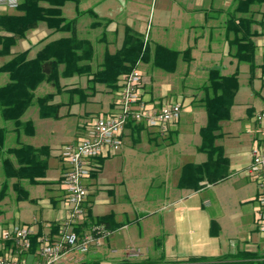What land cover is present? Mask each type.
<instances>
[{"label": "crops", "instance_id": "1", "mask_svg": "<svg viewBox=\"0 0 264 264\" xmlns=\"http://www.w3.org/2000/svg\"><path fill=\"white\" fill-rule=\"evenodd\" d=\"M239 1L244 2L80 0L78 4L68 1L63 5L65 17H77L79 36L93 43V70L102 61L96 57V49L102 47L104 54L106 50L114 52L121 47L126 25L144 34L151 23L149 43L152 40L154 44L171 49L183 51L191 47L192 50L190 58L188 55L178 57L174 71L156 67L152 58L142 62L146 65V69H143V99L153 106H159L168 98L178 101L183 105L181 117L171 125L167 134L144 122L131 120L123 132L119 152L99 157L100 168L85 179L89 190L85 202L89 220L86 219L85 228L91 226L92 218L109 215L110 229L114 232L103 247L80 253L82 255L78 258L65 260L63 257L60 264H122L124 261L138 262L142 259L171 262L193 256L220 257L240 250L264 251V237L258 232L254 212L259 186L247 170L252 160V145L260 136L255 114L264 107L255 110L252 105L239 101L240 86L231 107V117L222 122L218 139L230 161L227 178L214 184H204L195 190L177 185L180 170L169 178V167L164 170L152 168L149 175L153 182H158L153 187L157 197L153 196L151 201L149 198L142 200L145 205L141 207L139 197L141 199L144 194L147 195L148 188L139 185L136 177L126 176L125 165L121 168V158H125L127 164L126 156L142 143L149 147L151 156L162 154L172 143L193 145V150L199 151L200 128L207 122L206 110L199 99L209 68L221 67L225 75L237 72L238 79L241 74H249L253 88L264 91V2L253 3L250 9L239 12L236 11ZM15 9L0 8V11ZM239 18L246 19L247 27H242L236 33L232 26L239 22ZM108 19L110 22L106 24ZM249 21H252L251 28ZM250 31H253L251 39L256 45V67L252 72L247 63L239 62L232 55L235 46L231 44L236 34L247 37ZM66 35L67 32H53L42 22L20 39L9 54L0 55V65L21 50L29 49V56L33 57L46 41ZM90 79L92 75H72L60 79L62 89L50 101L51 104H59L58 117H42L38 105H31L22 119L33 122L32 134L23 128L17 131L11 121L6 141L12 134L13 144L7 145L5 141V148L14 147L20 142L45 147L42 157L47 160V169L36 182L22 181L28 198L19 199L13 186L16 178L5 177L0 160V189L5 181L8 187L3 198L5 202L0 205V256L8 249L2 239L3 230L14 224H28L33 230L31 237L47 232L54 234L57 232L55 225L66 216V190L62 177L69 164L61 154V147L84 137L87 125L95 116L118 111L119 88L112 89L101 82L92 83ZM7 80L4 72L0 71V85ZM46 88L45 93L55 91L52 86ZM127 144L132 148L126 147ZM198 154V159L184 162L201 163L207 159L204 152ZM10 156L15 159L13 155ZM162 206L164 209L157 215ZM147 209L152 211L145 214ZM131 246L141 247L142 254L129 256L126 249ZM38 248L39 244L22 255L28 264L38 260ZM113 249H117V252H113Z\"/></svg>", "mask_w": 264, "mask_h": 264}, {"label": "trees", "instance_id": "2", "mask_svg": "<svg viewBox=\"0 0 264 264\" xmlns=\"http://www.w3.org/2000/svg\"><path fill=\"white\" fill-rule=\"evenodd\" d=\"M76 4L80 0H20L19 6L12 12L0 11V55L11 52V48L27 36V33L44 22L53 32H67L68 35L46 41L38 49L35 56H29V49L12 54L11 58L0 65V71L8 75V80L0 85V113L4 120L12 121L15 129L23 128L28 134L34 131L31 120L24 121L27 109L37 104L42 117H58L59 104H51L55 93L62 89L60 79L72 75H92V83L101 82L112 89L120 87L119 76L129 72L140 61H148L166 71H174L175 64L182 57L190 56L191 47L183 51L171 49L162 44L151 47L145 35L132 26L124 27V39L121 47L114 52L106 50L100 66L93 70L91 63L94 57V46L90 39L80 37L77 28V17L67 18L62 7L68 2ZM264 0H244L236 7V11L250 9L253 3ZM242 5V6H241ZM243 7V8H242ZM110 19L107 20L108 24ZM249 21V28H251ZM247 27L245 18L232 26L237 33ZM249 36L235 35L231 44L235 46L232 55L239 62L249 65L252 72L256 67V45ZM190 58V57H189ZM44 82L49 83L54 92L37 95V88ZM239 87L238 73L225 75L221 67H211L207 79L202 84V96L199 103L207 113V122L200 128L201 143L199 151L207 155L201 163L192 161L182 165L177 185L181 188L200 189L204 184H214L224 180L230 174V161L225 148L218 142L222 122L231 117L230 111ZM8 128L0 126V160L5 177L16 178L13 186L17 198H28V192L22 185L23 180L36 182L43 177L47 169V160L42 157L45 147H35L27 143L5 148ZM13 155L15 159H12ZM7 182L0 189V200L7 193ZM109 215L92 218L91 225H103L110 229ZM89 220V218L87 219ZM214 224V222H213ZM87 226V221L83 225ZM58 230L59 225H55ZM38 234L31 237L33 250L39 244ZM12 245L10 241L6 246ZM122 264H264V253L240 250L220 257H190L181 261L157 262L152 259L140 261H124Z\"/></svg>", "mask_w": 264, "mask_h": 264}, {"label": "built area", "instance_id": "3", "mask_svg": "<svg viewBox=\"0 0 264 264\" xmlns=\"http://www.w3.org/2000/svg\"><path fill=\"white\" fill-rule=\"evenodd\" d=\"M20 0H0V8L15 9ZM149 28V27H148ZM139 63V62H138ZM144 77L138 65L122 75L118 90V111L107 115L95 116L86 127V135L76 143L61 147V154L69 166L63 174L65 187L66 216L58 223L56 233H43L39 237L38 260L34 264H60L64 255L71 251L88 253L103 247L106 239L114 232L103 225H83L87 219L85 205L89 190L85 184L94 171L101 166L99 157L119 152L123 142V132L129 121L144 122L167 134L172 124L182 114L180 102L162 101L159 106L147 103L142 96ZM257 131L260 136L251 148V163L248 173L258 184L256 196L255 222L258 232L264 236V108L255 114ZM32 227L28 224H14L2 231L7 252L0 256V264H28L22 257L32 245ZM117 252V249H113ZM129 256H139L141 247L126 249Z\"/></svg>", "mask_w": 264, "mask_h": 264}, {"label": "rangeland", "instance_id": "4", "mask_svg": "<svg viewBox=\"0 0 264 264\" xmlns=\"http://www.w3.org/2000/svg\"><path fill=\"white\" fill-rule=\"evenodd\" d=\"M12 11H14V10H12ZM12 11H8V12H12ZM151 27H152L151 23L149 25H147L146 31L144 33L145 40H148V38H149L148 33H149ZM6 34L7 33H5V32H0V35H6ZM150 45L152 48L155 45L152 40H150ZM102 51H103L102 47L99 49H96V57L98 59L99 58L102 59V56H103ZM136 65L139 66L142 73H143V69H146V65L142 64V61H140ZM4 74L6 75V78L8 79L7 73L4 72ZM143 77H144V73H143ZM144 79H145V77H144ZM206 79L204 80V82L206 81ZM48 86L50 87L51 85L47 82L42 83L39 86V88H37L36 94L37 95L44 94L46 92V89H47L46 87H48ZM239 86H240L239 101H241L242 103H248V104L252 105L255 110H259L260 108L264 107V97H263L264 91H261L260 89H254L253 88V85H251V83L249 82V74H247L246 76L242 75V74L240 75ZM170 95L168 97H170ZM165 101L178 102V101H174V100L171 101L170 98H168V100H165ZM0 126H5L7 128H10L12 126V122L4 120L1 116V113H0ZM197 136L199 137L198 133H197ZM6 144L7 145L13 144L12 134L8 136ZM125 146L132 148V146L130 144H127ZM191 146H193V145H188V144H183V143H172L169 145V147H167L164 150V152L162 154H159L157 156H151V152L148 151L149 147L145 146L144 143H142V144L137 145L135 148H133L134 150H131L132 151L131 155L126 156V159H127L126 163L127 164H125V161H126L125 158H123V157L121 158V160L123 161L121 168L123 169L124 165L126 168L125 175L126 176L131 175L132 177H136L139 185H146V187L148 188V189H146L147 195L144 194L141 199L139 197V206L141 205V207H142L145 205V203H143L142 200H144V199L148 200V198H149V201H151L153 196L157 197V195H155V193H154L156 189H154L153 187H155V185L158 184V182H155V180L153 182V179L151 180V176L149 175L151 169L152 168H159L161 170L162 169L164 170L165 168L169 167V171H170L169 178H172L175 175L176 171L180 170V172H181L182 165H183V163H185L184 161L198 159L197 155H199L198 153H201V151L193 150V148ZM119 164L121 165V162H119ZM119 164H118V168H119ZM153 176L155 177V175H153ZM147 181H149V183H147ZM150 181H151V183H150ZM4 202H5V200L1 199L0 205L4 204ZM206 203L209 206V203L205 202V204ZM149 205H151V204H149ZM149 205H148V208H149ZM169 205H171V204H169ZM164 206H162L161 210H159L157 212V215L162 212V210L164 209ZM167 206L168 205H166V207ZM0 208H1V206H0ZM150 210L151 209H147L145 214H148L150 212ZM152 210H153V206H152ZM5 215H6V212H5ZM138 225L139 224H137V227H138ZM260 235L262 237H264L262 234H260ZM257 252L264 253V251H262V250H259ZM81 255L82 254H80L79 251H71V252H68L64 255V259L66 260V259L72 258V257L78 258V257H81Z\"/></svg>", "mask_w": 264, "mask_h": 264}]
</instances>
